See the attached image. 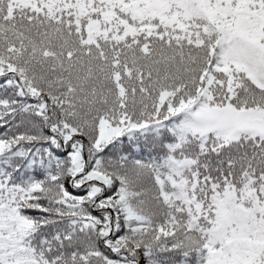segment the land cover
I'll return each mask as SVG.
<instances>
[{"label": "snow or ice", "instance_id": "1", "mask_svg": "<svg viewBox=\"0 0 264 264\" xmlns=\"http://www.w3.org/2000/svg\"><path fill=\"white\" fill-rule=\"evenodd\" d=\"M0 264H264V0H0Z\"/></svg>", "mask_w": 264, "mask_h": 264}]
</instances>
